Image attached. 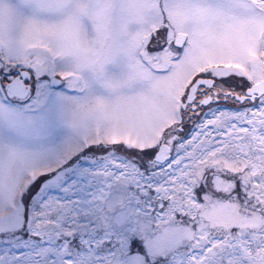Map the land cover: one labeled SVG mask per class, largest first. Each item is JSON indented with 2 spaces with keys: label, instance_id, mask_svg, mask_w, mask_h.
<instances>
[{
  "label": "snow or ice",
  "instance_id": "1",
  "mask_svg": "<svg viewBox=\"0 0 264 264\" xmlns=\"http://www.w3.org/2000/svg\"><path fill=\"white\" fill-rule=\"evenodd\" d=\"M0 264H264V0H0Z\"/></svg>",
  "mask_w": 264,
  "mask_h": 264
},
{
  "label": "rangeland",
  "instance_id": "2",
  "mask_svg": "<svg viewBox=\"0 0 264 264\" xmlns=\"http://www.w3.org/2000/svg\"><path fill=\"white\" fill-rule=\"evenodd\" d=\"M220 105L225 108H234L237 107V105L233 104L231 101H224L223 99L220 101Z\"/></svg>",
  "mask_w": 264,
  "mask_h": 264
}]
</instances>
